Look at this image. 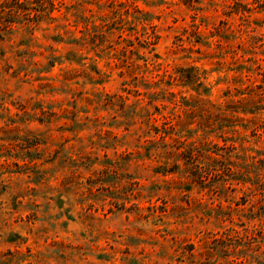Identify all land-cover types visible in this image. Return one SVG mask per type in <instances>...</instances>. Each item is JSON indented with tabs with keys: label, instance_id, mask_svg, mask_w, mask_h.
Listing matches in <instances>:
<instances>
[{
	"label": "rangeland",
	"instance_id": "rangeland-1",
	"mask_svg": "<svg viewBox=\"0 0 264 264\" xmlns=\"http://www.w3.org/2000/svg\"><path fill=\"white\" fill-rule=\"evenodd\" d=\"M0 264H264V0H0Z\"/></svg>",
	"mask_w": 264,
	"mask_h": 264
},
{
	"label": "trees",
	"instance_id": "trees-1",
	"mask_svg": "<svg viewBox=\"0 0 264 264\" xmlns=\"http://www.w3.org/2000/svg\"><path fill=\"white\" fill-rule=\"evenodd\" d=\"M20 8V7H19ZM21 9H23V7H21ZM23 10H25V9H23Z\"/></svg>",
	"mask_w": 264,
	"mask_h": 264
}]
</instances>
